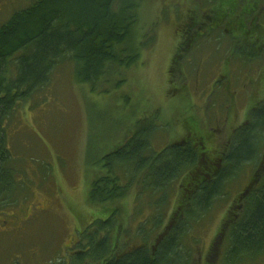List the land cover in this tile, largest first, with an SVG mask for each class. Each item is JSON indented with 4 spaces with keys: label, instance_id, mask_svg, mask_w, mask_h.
I'll list each match as a JSON object with an SVG mask.
<instances>
[{
    "label": "rangeland",
    "instance_id": "obj_1",
    "mask_svg": "<svg viewBox=\"0 0 264 264\" xmlns=\"http://www.w3.org/2000/svg\"><path fill=\"white\" fill-rule=\"evenodd\" d=\"M36 1L0 0V28L15 12ZM136 1L134 38L116 47L124 59L140 49L136 62L110 64L92 85L80 82L75 64L65 61L53 72L50 83L8 120L10 166L16 174L17 193L10 197L12 204L0 201V264H72L77 242L88 243L80 234L103 231L104 221L110 219L117 253L146 245L151 248L164 235L181 185L198 162L182 170L164 190L144 183L142 172H136L133 181L135 168L116 164L114 170L122 183L132 180L129 191L114 202L95 205L89 195L92 183L109 172L104 157L131 138L140 140L142 151L148 148L146 155L157 156L192 128L205 137L211 151L205 158L217 162L222 158L218 162L222 169L228 154L254 123L239 127L249 104L262 102L259 110L264 107V72L259 76L264 51L251 47L258 55L243 56L242 41L237 38L240 32L204 34L186 50L179 46L185 45L180 38L182 25L193 13L214 7L210 0ZM240 1V12L261 13L264 23V0ZM180 49L183 58H178ZM195 120L200 130L194 127ZM260 130L252 135L251 161L234 165L220 185L221 192L200 217L196 215L201 208L190 202L195 211L184 215L189 226L182 230L183 258L199 264H227L226 222L231 212L243 208L264 158V130ZM182 159L178 151L159 157L153 165L177 171ZM215 167L207 173L195 170L193 175L215 174ZM200 196L205 199L200 193L197 200ZM13 223L21 228L3 231L15 227ZM241 264H264V254Z\"/></svg>",
    "mask_w": 264,
    "mask_h": 264
},
{
    "label": "trees",
    "instance_id": "obj_2",
    "mask_svg": "<svg viewBox=\"0 0 264 264\" xmlns=\"http://www.w3.org/2000/svg\"><path fill=\"white\" fill-rule=\"evenodd\" d=\"M215 5L216 17H224L236 26L239 36L245 44L241 50L248 57L257 55L251 49L254 41H264V28L259 24L260 13H239L240 0H210ZM136 0H38L32 6L15 12L12 18L0 28V201L12 204L10 197L15 198L17 180L14 169L10 166L11 151L7 139V122L17 110L51 80L56 68L65 61H71L76 66L77 79L83 83L96 85L104 76L106 67L110 64H127L138 60L139 50L134 49L130 55L120 57L116 47L131 42L134 38ZM133 10V11H131ZM236 12V13H234ZM244 17V18H243ZM250 18V19H248ZM246 20L252 23L246 26ZM246 29V31H242ZM191 43V42H190ZM247 46V47H246ZM253 47V46H252ZM186 50V44L182 46ZM180 49L178 58L182 56ZM262 106V105H261ZM259 106L254 112L253 124L246 135L240 139L238 146L228 154L225 166L215 174L205 176L193 175L188 172V180L181 185L178 205L173 211L170 223L164 235L157 237L151 248L146 245L118 252V245L113 241L111 230L113 220L103 223V231L83 232L88 243L77 242V251L72 264H199L194 259L182 257V230L186 223L185 213L191 214L199 206L205 211L214 197L220 192V185L232 173L234 165L238 167L243 162L251 161L255 131L264 130V107ZM197 128L199 126L194 124ZM258 126V127H257ZM256 128V129H255ZM173 144L156 155H146L148 148L142 151L140 140L129 139L104 157L109 172L104 177L97 178L92 183L90 201L92 204L114 202L124 196L132 185V180L122 183V179L114 170L116 164L133 166L136 172H142L144 183L153 188L168 187L178 179L182 170L192 164L202 162L200 154L186 144L182 147ZM205 148L206 142L199 145ZM173 148V149H172ZM181 151L184 159L181 168H156L153 164L159 157L173 155ZM189 151L190 154H184ZM143 158V159H142ZM154 160L145 165V161ZM241 164L239 165V163ZM150 166V167H149ZM148 167V171L147 168ZM235 169L234 171L238 170ZM166 169V170H164ZM201 171V170H199ZM207 173V172H204ZM262 176V177H261ZM256 183L250 188L244 198L243 208L231 212L227 219L229 248L225 259L227 264H241L252 261L264 254V158L257 169ZM261 180V181H260ZM203 193V198L198 195ZM10 202V203H8ZM205 202V203H204ZM177 221L176 224L173 223ZM229 222V223H228ZM189 226V225H188ZM187 226V227H188ZM111 229V230H110Z\"/></svg>",
    "mask_w": 264,
    "mask_h": 264
},
{
    "label": "flooded vegetation",
    "instance_id": "obj_3",
    "mask_svg": "<svg viewBox=\"0 0 264 264\" xmlns=\"http://www.w3.org/2000/svg\"><path fill=\"white\" fill-rule=\"evenodd\" d=\"M206 9L207 10H204V12H202V13H193V15L191 16L190 20H188L185 24L182 25L181 33L183 32V36L180 37V38H182V40H183L182 43L183 44H186L188 42V45H190V44H192L196 40V38L199 35H204V34H206V35H209V34L212 35V34H218L220 32H226V31L229 32V33H233V34L236 33V35L238 34V31H236L237 30L236 26H234V24L229 21L230 19H227L228 16L222 18L221 20H218L217 19L218 17H216V10H212L210 7H206ZM234 13H236V12H234ZM239 13H240V11H239ZM260 15H261V13H260ZM248 19H250V18H248ZM258 22L264 28V23L262 22V17L261 16H260ZM245 23H246V26H245L246 28L247 27H250L252 25V23L248 22V20H246ZM187 30L191 31L192 34L189 33V32H187ZM242 31H246V29H243ZM194 37H196V38H194ZM237 38L241 39V37L239 35L237 36ZM248 44H251V43L250 42H247L245 44L242 41V43H241L240 46H242V48H245L244 45H248ZM179 46L182 47L181 46V43L179 44ZM252 46L253 47H256L259 51L260 50L264 51V41L263 42L254 41V43H252L251 47ZM188 48H186V49H188ZM237 48H239V47H237ZM242 55L243 56H247V54L244 53V52L242 53ZM251 59H255V58L253 57ZM171 67H172V65H171ZM263 72H264V65H262V67H261V73H260L259 76H261V74ZM261 82H262V80H261ZM263 83H264V81H263ZM261 104H262V102H255L253 104H251V103L249 104L248 109H247V113L245 115V120L243 121L242 124L239 125L240 128H242L244 126H248V124H251L253 122V120L255 119L254 116H252L253 115V112L259 106H261ZM231 121L234 122L233 119ZM196 123H197V121L195 120V124ZM194 127H196V126H194ZM212 131L215 132L214 128H213ZM204 143H205V137L201 133L193 132L192 128L190 129V131H189V133L187 135H184L182 137V139L180 141H176L175 142V144H181L183 146H186V144H188L189 146H191V147L194 148V150L196 151V153L198 152L200 154V156H198V157H200L202 159V161L204 163V166H201L200 167L199 160H198L197 161L198 164L195 165V167L191 168L190 171H192V172L195 171V170H198V169L201 170L202 172L212 171V168L213 169L216 168L215 166H218L217 167V170H215V171H218V169L220 168V164L218 162L222 161L223 159L219 157L218 158L219 159L218 162L216 160H214V159H206L205 158V154L210 153L211 151H210V149L207 146H205L204 149H202L199 146L200 144H204ZM205 163H206V166H205ZM200 164H202V162ZM256 174H257V172L255 173V175L253 177V180L251 181V183H254V185L256 183H258V181H259L258 180L256 182V179H255L256 178ZM24 219L26 221H28L29 220V215L26 218H24ZM10 221L14 222V220H10ZM13 224L15 225V227L10 226L11 229L3 228V231L4 230L5 231L6 230H13V229H17L18 227H20V225H17L16 223H13Z\"/></svg>",
    "mask_w": 264,
    "mask_h": 264
}]
</instances>
